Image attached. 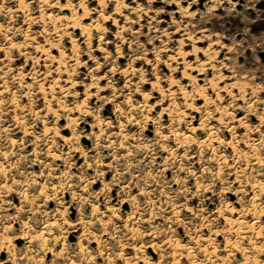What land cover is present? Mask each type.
Here are the masks:
<instances>
[{
	"label": "clouds",
	"instance_id": "1",
	"mask_svg": "<svg viewBox=\"0 0 264 264\" xmlns=\"http://www.w3.org/2000/svg\"><path fill=\"white\" fill-rule=\"evenodd\" d=\"M250 8L0 0V264H264Z\"/></svg>",
	"mask_w": 264,
	"mask_h": 264
},
{
	"label": "rangeland",
	"instance_id": "2",
	"mask_svg": "<svg viewBox=\"0 0 264 264\" xmlns=\"http://www.w3.org/2000/svg\"><path fill=\"white\" fill-rule=\"evenodd\" d=\"M242 3L245 5H255V8H250L247 15L249 16V20L247 23H251V21H256L255 25L253 26V30L264 37V0H242ZM220 27L224 30H229L227 27L222 23ZM236 28L235 25H233ZM238 31L239 29L236 28Z\"/></svg>",
	"mask_w": 264,
	"mask_h": 264
}]
</instances>
